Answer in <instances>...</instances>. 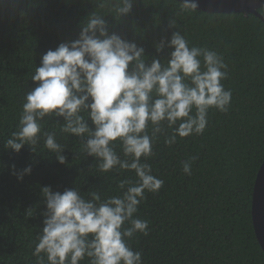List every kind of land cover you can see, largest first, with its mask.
<instances>
[{"label": "trees", "instance_id": "16d2710c", "mask_svg": "<svg viewBox=\"0 0 264 264\" xmlns=\"http://www.w3.org/2000/svg\"><path fill=\"white\" fill-rule=\"evenodd\" d=\"M181 7L179 0H133L128 15L104 17L109 34L143 47L149 64L153 58L166 62L174 49L158 53L155 45L170 40L175 31L190 47L217 52L227 64L221 83L232 92L227 113L209 110L202 135L177 137L171 146L160 136L155 155L142 158L164 185L157 193L146 191L135 214L149 222V234L137 232L128 244L141 253L142 264H264L252 215L256 177L264 162V20L255 13H188ZM97 8L96 0H0V264H36L33 252L46 211L44 186L61 193L78 189L86 198L99 190L104 199L121 194L120 180L137 179L134 171L101 172L100 161L85 153L81 138L61 131L62 117L41 123L42 132L55 133L65 148V163L45 147L43 137L35 151L27 144L19 153L6 147L19 131L26 94L39 83L31 77L42 56L79 39ZM172 19L177 28L169 27ZM88 123L94 130L90 119ZM116 151L125 158L119 144ZM193 156L198 159L189 176L182 162ZM13 165L17 172L29 165L32 171L18 180Z\"/></svg>", "mask_w": 264, "mask_h": 264}, {"label": "clouds", "instance_id": "9594fccd", "mask_svg": "<svg viewBox=\"0 0 264 264\" xmlns=\"http://www.w3.org/2000/svg\"><path fill=\"white\" fill-rule=\"evenodd\" d=\"M264 12V0H259ZM99 10L92 12L82 27L79 39L48 50L31 79L38 85L26 94L19 119V131L6 140L16 153L25 144L35 151L41 138L45 147L56 153L63 164L65 149L55 133L42 132L46 117H62L61 131L81 138L88 156L100 161L103 173L114 169L134 171L137 179L120 180V195L102 199L99 190L78 189L53 192L42 188L46 211L42 232L33 255L36 264H142L139 251L128 244L137 232L147 236V220L135 218L145 192L157 193L164 185L142 162L155 155L153 147L160 136L171 146L177 137L202 135L208 112L227 113L232 92L221 83L227 78V64L217 52L189 46L180 31L155 45L159 53L174 49L162 63L153 58L147 63L145 50L135 42L109 34L105 15L119 20L133 8V0H96ZM198 0H183L182 12H195ZM169 27L177 28L175 19ZM131 66V68H130ZM95 126L90 128L88 120ZM171 130L166 135V130ZM117 144L124 159L117 153ZM197 156L182 162L183 172L191 175ZM13 175L22 180L31 166ZM129 226L125 227V224Z\"/></svg>", "mask_w": 264, "mask_h": 264}, {"label": "water", "instance_id": "95a60500", "mask_svg": "<svg viewBox=\"0 0 264 264\" xmlns=\"http://www.w3.org/2000/svg\"><path fill=\"white\" fill-rule=\"evenodd\" d=\"M198 2V9L204 11L255 13L264 20V15L259 11L262 7L259 0H198ZM252 215L256 236L264 250V162L256 177Z\"/></svg>", "mask_w": 264, "mask_h": 264}]
</instances>
